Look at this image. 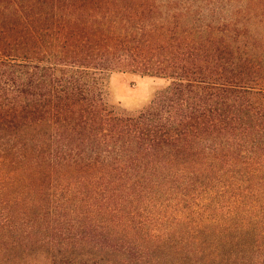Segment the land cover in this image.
Here are the masks:
<instances>
[{
  "label": "trees",
  "instance_id": "1",
  "mask_svg": "<svg viewBox=\"0 0 264 264\" xmlns=\"http://www.w3.org/2000/svg\"><path fill=\"white\" fill-rule=\"evenodd\" d=\"M0 264H264V0H0Z\"/></svg>",
  "mask_w": 264,
  "mask_h": 264
},
{
  "label": "rangeland",
  "instance_id": "2",
  "mask_svg": "<svg viewBox=\"0 0 264 264\" xmlns=\"http://www.w3.org/2000/svg\"><path fill=\"white\" fill-rule=\"evenodd\" d=\"M108 102L127 116H136L145 109L153 92L164 81L131 74H109L105 78Z\"/></svg>",
  "mask_w": 264,
  "mask_h": 264
}]
</instances>
